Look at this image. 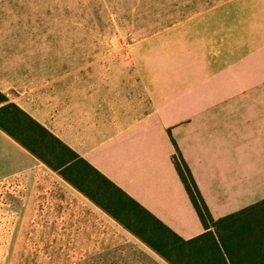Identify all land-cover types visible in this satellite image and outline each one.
I'll return each mask as SVG.
<instances>
[{
    "label": "crops",
    "instance_id": "obj_1",
    "mask_svg": "<svg viewBox=\"0 0 264 264\" xmlns=\"http://www.w3.org/2000/svg\"><path fill=\"white\" fill-rule=\"evenodd\" d=\"M65 11L66 0H0L1 77L35 72L32 59L48 56L50 27L66 26ZM189 23L185 81L155 63L127 67L116 103L114 89L98 90V105L75 106L71 128L55 134L186 241L207 230L177 149L213 219L264 200V14L233 0ZM0 139L24 150L1 130Z\"/></svg>",
    "mask_w": 264,
    "mask_h": 264
},
{
    "label": "rangeland",
    "instance_id": "obj_2",
    "mask_svg": "<svg viewBox=\"0 0 264 264\" xmlns=\"http://www.w3.org/2000/svg\"><path fill=\"white\" fill-rule=\"evenodd\" d=\"M229 1L66 0L67 23L50 27L48 56L32 59V74L0 75L2 92L58 135L71 128L75 106L98 105V90L114 89L116 103L127 67L155 63L185 81L189 20ZM246 1L264 14V0ZM0 189V264H167L56 172L1 139Z\"/></svg>",
    "mask_w": 264,
    "mask_h": 264
},
{
    "label": "trees",
    "instance_id": "obj_3",
    "mask_svg": "<svg viewBox=\"0 0 264 264\" xmlns=\"http://www.w3.org/2000/svg\"><path fill=\"white\" fill-rule=\"evenodd\" d=\"M0 130L167 264H264V200L213 219L177 149L173 161L205 229L184 240L0 90Z\"/></svg>",
    "mask_w": 264,
    "mask_h": 264
},
{
    "label": "built area",
    "instance_id": "obj_4",
    "mask_svg": "<svg viewBox=\"0 0 264 264\" xmlns=\"http://www.w3.org/2000/svg\"><path fill=\"white\" fill-rule=\"evenodd\" d=\"M2 204H3V198H2V191L0 189V205H2Z\"/></svg>",
    "mask_w": 264,
    "mask_h": 264
}]
</instances>
